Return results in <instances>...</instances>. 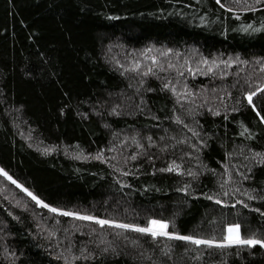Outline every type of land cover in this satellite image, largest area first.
Segmentation results:
<instances>
[{"label":"trees","instance_id":"1","mask_svg":"<svg viewBox=\"0 0 264 264\" xmlns=\"http://www.w3.org/2000/svg\"><path fill=\"white\" fill-rule=\"evenodd\" d=\"M222 3L0 0V168L66 211L141 225L167 219L169 230L205 239L222 240L229 223H240L244 238L264 236V216L254 210L264 212V164L245 160L249 148L264 152V123L243 96L264 84V7ZM254 102L264 106V96ZM101 150L108 162L94 158ZM173 160L180 173L160 171ZM225 164L233 179L221 188ZM245 190L258 198L249 201ZM224 191L220 198L249 208L206 198ZM0 264H264V248L153 239L53 213L0 175Z\"/></svg>","mask_w":264,"mask_h":264},{"label":"snow or ice","instance_id":"2","mask_svg":"<svg viewBox=\"0 0 264 264\" xmlns=\"http://www.w3.org/2000/svg\"><path fill=\"white\" fill-rule=\"evenodd\" d=\"M235 3L239 4L241 3V0H234ZM243 2L247 5L246 7H243L241 10L242 11H256L257 7H253L252 4L248 3V0H243ZM216 3L221 7V8H225L226 5L224 3H222V0H216ZM252 3H254L256 6H260V7H264V0H252ZM228 11L233 12V14H236V11L233 8H228ZM201 22H204L203 17H201ZM262 27H264V24H262ZM249 29H251L252 31H258L259 29L253 27L252 25H243L241 30L242 31H248ZM147 51V50H146ZM172 50L168 49V52L170 53ZM162 55H166V53L162 54ZM151 61L152 64L155 66L157 63V57L152 56L151 57ZM236 61H228L227 63L229 65L235 63ZM199 63H202L204 65H209V61L207 58L202 59ZM244 63H247V61H244ZM216 65V61L213 60L211 61V66L208 67L207 71L208 72H212L213 71V66ZM134 68H139L140 67V62L139 61H135ZM174 67V65L172 63L168 64V68H172ZM259 70L260 71H264V63H261L259 65ZM188 71L190 73L195 74L198 69H193L190 65L188 67ZM152 72V68H148L145 72V75L149 74ZM179 75H183V73H178ZM141 83H143V81H141ZM164 88L167 89L169 87L172 88V91L174 93H176V88L174 85H170L169 83H165ZM235 86V85H234ZM185 88H187V85H185ZM215 91V90H213ZM179 96V93H176ZM189 94L191 93V90H189ZM259 96H264V84H260L258 87H256L255 91H247L243 93L244 98L247 100V104L248 106H250L252 108V110L255 112L256 116L259 117L260 121L262 123H264V115H262V111H264V106H258L255 102H254V98H257ZM229 96H231V93H229ZM180 99H184L185 97L180 96ZM222 98V97H221ZM237 104H240L241 102L239 100L236 101ZM211 110V109H210ZM232 111H237L238 109L233 108L231 109ZM112 112L116 115H119L120 113L117 111V108L114 107L112 109ZM190 114H194L191 113ZM213 115H219L218 111L213 112ZM227 118V117H225ZM174 120L177 124H183L184 128H187L189 132L192 133L193 137H197L199 138V133L197 131H195L193 128H189L188 125L186 123H184V121L182 120V118L179 115L174 116ZM243 127V125H242ZM248 129L247 127H244V132H247ZM241 135H243V133H241ZM133 139V143H135L137 148H143L144 145L140 144L135 137L132 138ZM149 141V147L154 146L155 141L152 140L151 137L147 138ZM162 140L164 139L163 137L161 138ZM187 140H180L179 143H187ZM200 144H203L204 141L200 140L199 141ZM123 143V142H121ZM31 146V145H30ZM167 144H165L164 148L162 149V151H166L167 150ZM192 148H197L196 144H192L191 145ZM112 149H109V151H111ZM52 151V149H47L46 152H50ZM248 151L251 153V157H245V160H255L257 163L259 164H264V152H256L253 149L249 148ZM185 155L191 156V152L186 153ZM231 155V154H228ZM138 156L137 152H133L130 156V159L132 160H136ZM77 158H86V157H77ZM95 159L98 160H103L105 162H108L104 155H103V150H101L100 152H98L96 154V156L94 157ZM149 160L153 159L152 156L148 157ZM126 162V161H125ZM111 167H115V165L110 164ZM233 168H235L236 171V175L242 177L244 180H247L250 178L249 175H245V173L240 171L241 167H244V165H240L239 167L237 166H232ZM224 169H225V174L228 175V180H225L222 184H221V188H223L225 186V184L228 183V181L232 180L233 177L232 175L229 173V166L227 164L224 165ZM119 170V169H118ZM160 171H176L178 173L181 172V165L177 164L175 160L171 161L169 163V166L165 169H161ZM215 171V170H213ZM252 171L251 167H248V173L250 174ZM0 175H3L7 180L11 181L13 184H16L17 187L21 188L25 193H27V195L29 197H31V199L33 201L36 202V204L38 206H42L44 208L49 209L51 212L53 213H59L65 216H71V217H77L80 219H84V220H89V221H95L100 225H111L117 228H122V229H130L134 232H138V233H142V234H147L150 235L153 239L157 238V237H165L168 238L169 240H181V241H187V242H191L194 245L200 246V245H206L209 247H218V248H224V247H229L232 245H241V246H247L249 248L255 247L257 245H259L260 247L264 248V236H261L260 238H257L256 234H253L252 236L248 237V238H244L241 235V227L242 225L240 223H229L226 225V230H225V234H224V238L221 239H205L202 237H199L197 235H181L180 233L176 232V231H171L169 230V226H170V221L167 219H157L154 217H150L148 218L147 224L146 225H141V224H137V223H123L119 220L116 219H102L99 216H95V215H86V214H82L79 211H66L63 208H59V207H53L52 205L48 204L45 202V200L41 199L38 195L34 194L32 191H30L28 188L24 187V185L20 184L17 180L13 179V177L11 175H9V173L4 169V168H0ZM124 175H128V173H124ZM187 175H195L192 172H188ZM188 185H185L184 188L179 189L182 192H186L188 190ZM254 191V190H253ZM235 192L239 193L240 189L236 188ZM242 195L246 196L247 199L249 201L257 199V196L251 195L250 194V190H245ZM228 197L229 196V192L228 191H224L221 194L218 195H207V199L209 200H214L215 203L222 205L224 207L229 206V204H231V206L235 207L237 204L243 205V207L245 208H249V205L244 201V200H236V201H230V200H226L220 197ZM257 213H260L261 216H264V212H261L260 208H256L254 209ZM105 252L108 251L107 248L104 249Z\"/></svg>","mask_w":264,"mask_h":264},{"label":"rangeland","instance_id":"3","mask_svg":"<svg viewBox=\"0 0 264 264\" xmlns=\"http://www.w3.org/2000/svg\"><path fill=\"white\" fill-rule=\"evenodd\" d=\"M2 187V186H1ZM70 258V257H69Z\"/></svg>","mask_w":264,"mask_h":264}]
</instances>
